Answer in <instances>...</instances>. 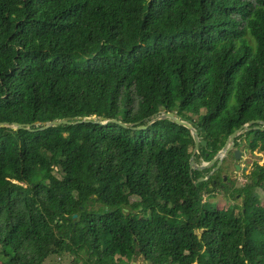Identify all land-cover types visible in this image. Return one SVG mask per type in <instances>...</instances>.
Listing matches in <instances>:
<instances>
[{"label": "trees", "instance_id": "16d2710c", "mask_svg": "<svg viewBox=\"0 0 264 264\" xmlns=\"http://www.w3.org/2000/svg\"><path fill=\"white\" fill-rule=\"evenodd\" d=\"M162 110L197 165L264 121V0H0V264H264V164L190 170Z\"/></svg>", "mask_w": 264, "mask_h": 264}, {"label": "water", "instance_id": "95a60500", "mask_svg": "<svg viewBox=\"0 0 264 264\" xmlns=\"http://www.w3.org/2000/svg\"><path fill=\"white\" fill-rule=\"evenodd\" d=\"M163 118H171L175 121V123H177L179 125H183L189 129V131L192 135V138H193V142H194L193 149H192V152H191V155L189 158L190 170H193V169L201 170L205 167L212 165L215 162H216V165H215L214 169H216L218 167V165H220L222 163L224 157L230 151L232 152L234 157L237 158L240 154V151L238 149L234 148V145H235L234 139L238 135H241L244 132H246L252 128L253 129H262L263 128L264 129V121H261V120H250V121L240 125V127H238L237 129L232 131L230 134H228L223 146L215 154V156L212 159H210L209 161H206V162H202L201 164L197 165V164H194L193 157H194L195 153L198 151L199 145L200 144L205 145L206 141L199 138L198 133H197V129L191 124V122H189L188 120H184V119L179 118L174 112H171V111H165V110L160 111L159 114L156 115L153 119L149 120L148 123L155 121L157 119H163ZM89 119H94V117L92 116V117H88V118L78 119L74 122L71 121L69 117H64V118H60V119L55 118L49 122L44 123L43 126H41L40 128L42 129V128H46V127L58 125V124H72V123H76V122H81L82 120H89ZM101 119L103 121H99V122L102 124H105L106 122L111 121V122H116L123 127H127V125H128L127 123H124L122 121H118L115 119H105L103 117H101ZM257 123L259 125H257ZM254 124H255V126H252ZM261 124H262V126H261ZM2 126L9 127L12 129H19V128L28 129V130L31 129V124H21V123H17V122H13L11 124H8L7 122H0V127H2ZM145 127H146L145 125H140V126H137L136 128L144 129ZM234 166L238 167L237 164H235ZM202 179H203L202 177H199L198 181H201Z\"/></svg>", "mask_w": 264, "mask_h": 264}, {"label": "rangeland", "instance_id": "374dc122", "mask_svg": "<svg viewBox=\"0 0 264 264\" xmlns=\"http://www.w3.org/2000/svg\"><path fill=\"white\" fill-rule=\"evenodd\" d=\"M234 148L238 149L240 151V154L237 158H235L233 157L234 155H232V152L230 151L224 157L222 162L224 166L222 175H224L225 178L229 177V179L233 182L234 187H239L240 185H243L247 181L245 175L250 173V171L254 167L253 164L255 162L258 164H264V155L258 149L251 150L248 147L246 138L243 137L238 139V146L234 145ZM235 164H237L238 167H235L234 166ZM255 191H257L260 197V201L263 203L264 202L263 192L259 188H257ZM237 199L238 200H236V203L240 202V199L239 198ZM132 200H136V198L133 196L130 197V201ZM48 261L49 263L46 262L45 264H58L59 262H62V264H66L69 260L66 258L64 260L63 259L60 260L58 257H52V259ZM135 261L137 264H150L149 262L144 261L142 256H137L135 258Z\"/></svg>", "mask_w": 264, "mask_h": 264}, {"label": "flooded vegetation", "instance_id": "af4514ba", "mask_svg": "<svg viewBox=\"0 0 264 264\" xmlns=\"http://www.w3.org/2000/svg\"><path fill=\"white\" fill-rule=\"evenodd\" d=\"M223 162V161H222Z\"/></svg>", "mask_w": 264, "mask_h": 264}]
</instances>
